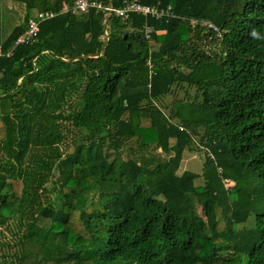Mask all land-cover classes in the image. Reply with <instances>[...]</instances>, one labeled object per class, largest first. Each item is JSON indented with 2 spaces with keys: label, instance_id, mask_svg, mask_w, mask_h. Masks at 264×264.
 <instances>
[{
  "label": "trees",
  "instance_id": "1",
  "mask_svg": "<svg viewBox=\"0 0 264 264\" xmlns=\"http://www.w3.org/2000/svg\"><path fill=\"white\" fill-rule=\"evenodd\" d=\"M64 1L0 0V264H264V0H141L171 4L162 20L60 13L15 45ZM202 127V173L179 174Z\"/></svg>",
  "mask_w": 264,
  "mask_h": 264
},
{
  "label": "built area",
  "instance_id": "2",
  "mask_svg": "<svg viewBox=\"0 0 264 264\" xmlns=\"http://www.w3.org/2000/svg\"><path fill=\"white\" fill-rule=\"evenodd\" d=\"M103 12L105 17L116 16L122 20L129 19L133 14L142 15L145 17H153L158 20L176 17L171 4L167 6L149 5L141 2V0H124L123 4L116 6L113 3H104L102 0H75L72 4L63 2L59 10H44L41 11L36 18L29 19L28 28L16 40L15 45L30 42L37 34L39 23L45 19L54 17L60 13H71L73 15L85 14L90 10ZM193 25H200L208 29H212L219 36H222V30L213 22L205 19L192 18ZM144 36L147 39L152 37L154 32L153 27L149 23H145L143 27ZM4 51L0 45V55ZM11 51L7 53L10 55ZM230 182L229 180H226Z\"/></svg>",
  "mask_w": 264,
  "mask_h": 264
},
{
  "label": "rangeland",
  "instance_id": "3",
  "mask_svg": "<svg viewBox=\"0 0 264 264\" xmlns=\"http://www.w3.org/2000/svg\"><path fill=\"white\" fill-rule=\"evenodd\" d=\"M16 2V1H15ZM8 2V9H7V4H5V6L3 7V9L6 11L5 14H11L15 17H18L20 16L19 14H17L16 12L14 11H9L8 13V10H12L11 9V6H20L21 3L19 2ZM14 17V18H15ZM16 19V18H15ZM9 19H6V21L8 22ZM7 30V29H6ZM6 32V31H5ZM178 91V93L176 94V96L178 97H184L186 98V94L189 95L190 99L194 98L196 93H197V88L194 87V86H186V85H180L177 89H175ZM175 96V97H176ZM174 99V95H170L168 98H167V103H171L172 100ZM69 124H66V128H69ZM70 129H68L69 131V136L68 138L65 140L64 143H62L61 145V149L63 151H66V152H70L73 150L74 148V145H75V140H74V137H77L78 134H76V130L74 127H70ZM192 134H193V144L192 146L188 147L185 151H184V154H183V159H182V162H181V165H180V168L178 169V173L181 174L183 171L185 170H191L193 172H196V173H199L201 174L202 173V170H203V165H204V159H205V154H206V150L204 148H202V146H205L204 144V140L202 139L203 137V134H204V129L203 127L202 128H192ZM139 142L138 140L136 139H133V140H129L127 141V145L124 146V148L121 150V155L124 157V158H127L128 156L130 155H133L134 153L137 152L138 148H139ZM153 145L151 146L150 150H153ZM114 157V154L113 152L110 153V158H113ZM58 172L56 171L55 172V176L51 177V181L49 182L48 184V187H51L52 186V182L58 177ZM226 180L228 179H225V182H227ZM195 183L196 185H201L204 183V178L203 176H200L199 178H197L195 180ZM228 185H231V184H228ZM200 210V208H199Z\"/></svg>",
  "mask_w": 264,
  "mask_h": 264
}]
</instances>
